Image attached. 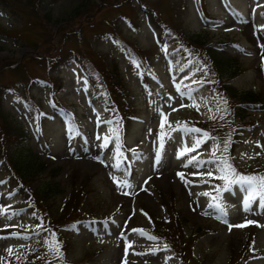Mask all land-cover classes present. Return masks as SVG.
Here are the masks:
<instances>
[{"label": "rangeland", "instance_id": "rangeland-1", "mask_svg": "<svg viewBox=\"0 0 264 264\" xmlns=\"http://www.w3.org/2000/svg\"><path fill=\"white\" fill-rule=\"evenodd\" d=\"M81 1L0 0V106L46 162L40 180L18 186L4 166L12 146L0 128V264H264V210L253 203L245 212L237 186L221 194V216L208 205L224 181L193 174L216 166L184 167L193 156L210 160L230 136L224 155L235 168L264 174V0H88L74 12ZM197 33L229 60L220 78L192 43ZM177 84L194 90L198 110ZM160 113L165 131L187 125L216 139L177 158L202 137L171 131L161 145ZM115 163L129 170L131 188L111 178H124ZM52 180L59 193H36ZM51 233L62 260L48 251Z\"/></svg>", "mask_w": 264, "mask_h": 264}, {"label": "snow or ice", "instance_id": "snow-or-ice-1", "mask_svg": "<svg viewBox=\"0 0 264 264\" xmlns=\"http://www.w3.org/2000/svg\"><path fill=\"white\" fill-rule=\"evenodd\" d=\"M264 27V26H262ZM135 66L137 68L140 67L138 63L133 61ZM196 83H203L202 81H196ZM177 91L181 93V96H187L190 99L193 100L194 107H197L198 105L195 102V98L192 96V92L194 91L189 86L188 91H181V85L177 84ZM221 102L224 106L223 110L227 111V100L223 97L220 98ZM183 106V105H182ZM175 111V109H173ZM218 111L220 108L217 109ZM159 111V110H158ZM162 116V122L160 125L161 132H160V140L161 145L163 144L164 138L169 135V132L171 131H182L185 135L192 133V134H200L202 138H194V142L191 147H189L186 143H184L183 147L179 150L177 154V158L185 156L187 153L195 152L196 149H198L204 142L205 139H212L215 140L216 138L210 137V135L206 132H203L199 128L195 127H188L187 125L178 126L177 128H173L171 125H169L168 131L164 130V124L167 122V116L163 113H160ZM116 136H119V132H115ZM98 139H101V137H98ZM104 140L103 145L101 147H107L110 138L105 136L102 138ZM231 144V138L230 136L227 137L223 142V148L219 144L213 145V152H212V158L210 160L204 161L199 159L196 156L191 157L187 160L184 167L192 166L193 168L200 169L203 168L206 164H214L216 167L211 170H207L206 173H193L195 174H206L207 176H213L214 173H218L217 176L218 179H221L224 181L223 186H219L215 188V191L217 192L216 196L212 197L213 203H210L208 205L209 208L213 209L214 211L218 212L221 216L225 217L227 216V213L225 211V205L223 204L221 194L223 192H229L234 189V187L239 188V190L243 193V210L245 212H250L252 210L253 203L257 204V207L261 210H264V174H241L235 166L231 162V157L224 155V153L228 152V147ZM259 146V145H258ZM134 151V150H133ZM217 152H220L221 155H216ZM123 156V153L120 151L119 146L116 150V159L119 160ZM159 160V157H157V162ZM103 162V161H101ZM112 167L115 169V171L120 172L123 171L124 178L121 179L117 175H112L113 181L117 184L118 187H124V188H131L132 185L128 182L127 176L130 175V172L127 168H124L121 163H115L112 165ZM177 175L180 176L181 180H184L185 184L191 183L190 181L185 180L184 173H178ZM203 183H208L207 180L203 181ZM127 194V193H126ZM200 195L203 196H211L210 192H203L200 193ZM7 209H0V212H6ZM16 213H12V215H15ZM208 214V213H205ZM225 222H227L225 220ZM248 223H253V221H248ZM236 227H243L245 225H235ZM38 228H43V225H38ZM233 227V225L229 224V228ZM48 231H51L50 229ZM134 232H137L141 236H147L150 240H156L157 237L149 235L145 230L143 229H133ZM14 236H18L19 233H12ZM4 237H0V239H3ZM48 251L52 253L53 259L60 258L62 260L63 253L61 251L62 245L59 242L58 238L56 237L55 233H51V239L46 241ZM131 247V244H127L125 247V254H127V249ZM167 245H165V250L167 249ZM159 249L153 250V254H155V251H158ZM7 252L9 255L12 254L13 250L11 248L7 249ZM137 255H144L145 253H136ZM170 259V257H169ZM48 264H51L49 261ZM124 264H127V261H124Z\"/></svg>", "mask_w": 264, "mask_h": 264}, {"label": "trees", "instance_id": "trees-1", "mask_svg": "<svg viewBox=\"0 0 264 264\" xmlns=\"http://www.w3.org/2000/svg\"><path fill=\"white\" fill-rule=\"evenodd\" d=\"M86 2H88V0H82L80 4L77 5L74 12H79ZM4 4L6 3L4 2ZM28 14L32 16L31 11H28ZM205 36L206 34L197 33L191 36V41L197 46V48H200L202 52L207 55L210 60L213 73L217 78H220L221 75L227 73L228 65L230 68V62L227 58H223L218 54H215L213 50L207 48L205 43ZM112 71L113 74L111 76H113V78L115 79L114 85H117L122 89V79L118 74V63L115 59H113L112 62ZM59 89H61V86H59ZM246 97H248L249 101L260 100L258 95H253L252 93H248V95L244 98ZM248 99H244V101ZM0 115V128L3 131L5 137L7 136L9 138L6 142L2 143H8L10 146H12L11 150L7 149L6 156L3 159L5 168L12 174L13 182H15L18 186H27L31 182L40 180L41 175L45 171L46 162L39 160L38 157L34 155L30 146L27 145V135L25 134L23 129L19 126H12V121L11 118H9V113L5 111L1 106ZM13 134L14 137H12ZM53 173L54 168L46 172L44 176L49 174L52 177ZM39 186L40 187H37V189H35L36 193L41 194L45 199L60 192L57 187L58 184L54 182V180L46 183L43 182ZM79 262L85 263L86 261L80 260Z\"/></svg>", "mask_w": 264, "mask_h": 264}]
</instances>
